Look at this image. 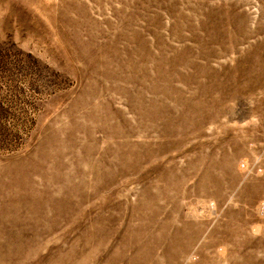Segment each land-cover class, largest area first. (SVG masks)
<instances>
[{
	"label": "rangeland",
	"instance_id": "1",
	"mask_svg": "<svg viewBox=\"0 0 264 264\" xmlns=\"http://www.w3.org/2000/svg\"><path fill=\"white\" fill-rule=\"evenodd\" d=\"M0 264H264V0H0Z\"/></svg>",
	"mask_w": 264,
	"mask_h": 264
}]
</instances>
